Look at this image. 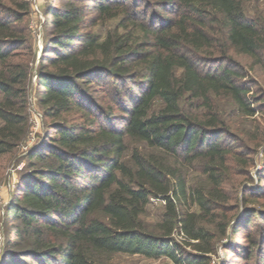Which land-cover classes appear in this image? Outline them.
I'll list each match as a JSON object with an SVG mask.
<instances>
[{
  "label": "trees",
  "instance_id": "obj_1",
  "mask_svg": "<svg viewBox=\"0 0 264 264\" xmlns=\"http://www.w3.org/2000/svg\"><path fill=\"white\" fill-rule=\"evenodd\" d=\"M61 1L45 12L34 70L31 3L0 0V160L28 138L33 78L46 122L6 209L1 264H213L224 238L220 264H264V172L257 184L251 174L264 125L237 129L217 107L264 119L244 73L264 78L253 0ZM127 139L152 152L128 156ZM190 170L205 180L189 186ZM152 200L165 203L153 228L142 220Z\"/></svg>",
  "mask_w": 264,
  "mask_h": 264
},
{
  "label": "rangeland",
  "instance_id": "obj_2",
  "mask_svg": "<svg viewBox=\"0 0 264 264\" xmlns=\"http://www.w3.org/2000/svg\"><path fill=\"white\" fill-rule=\"evenodd\" d=\"M31 3V15L29 17V31L30 37L32 41V45L34 48V59L31 63L32 69L36 70L39 65L40 57L43 54L45 38L46 34V17L45 12L53 6L62 7L64 3L61 0H27ZM39 12V13H38ZM262 13L264 15V0H253L251 3H247L245 5V13L248 18H254L256 13ZM115 21L107 23L104 26H100L96 28V32L99 33L102 37H105L106 32L110 28H114L116 26ZM244 73L247 78L246 81L252 86V93L250 97H252L253 93L255 95L264 96V78L255 76L254 73L250 72L248 69H245ZM35 78L32 79V84L30 86V97L28 104V113L30 115V128L28 137L31 138L33 133V126L35 120L40 122L41 129L39 136V142L43 138L45 133V120L43 118L42 110L38 105V99L35 90ZM253 81L254 83L250 82ZM161 105H157L155 108L156 111L160 109ZM217 107L220 113L225 116H229L233 123L235 124L237 129L240 130H248L252 131L255 124L260 122L264 125L263 117L258 114L254 118L244 117L239 114L236 107L230 100L221 99L217 102ZM28 139V138H27ZM24 142V144L27 142ZM127 143L129 146L128 156L133 149H140L144 152H152L144 143L132 141L127 139ZM36 147V146H35ZM33 149V148H32ZM30 151V150H29ZM29 151H26L22 145L15 151L12 156H7L0 160V195L4 199L5 208L2 217L0 218V264L3 259L5 249L8 243V234L6 231L9 229L10 225H12L9 220L6 219V209L10 205L13 196L17 191V184L19 182L21 174L26 169L27 165V155ZM264 156L262 154V150L258 152L256 155V165L251 170V174L255 179V183H258L257 175L264 172ZM187 179L189 186H195L198 183H201L205 180V178L194 172L193 170L187 171ZM250 187H256L255 184H250ZM197 210L196 207L193 209ZM165 212V203L163 200H152L150 206L147 208L146 213L142 216V220L150 227H155L158 223L162 221L163 214ZM257 220H255V223ZM179 239V237H177ZM182 241L181 239H179ZM230 244L229 238H224L218 247L217 256L213 259V264H220L226 259V253L224 251V247ZM228 259V258H227ZM108 264H174L172 261L168 259H146L140 256H129L124 254L115 255L108 262Z\"/></svg>",
  "mask_w": 264,
  "mask_h": 264
},
{
  "label": "built area",
  "instance_id": "obj_3",
  "mask_svg": "<svg viewBox=\"0 0 264 264\" xmlns=\"http://www.w3.org/2000/svg\"><path fill=\"white\" fill-rule=\"evenodd\" d=\"M39 13V12H38ZM41 129L40 122L38 120H35L34 126H33V133L31 135V138L28 137L27 142L22 145V147L26 150L29 151L35 146H37L39 143V135ZM4 208H5V202L2 196L0 195V218L2 217L4 213Z\"/></svg>",
  "mask_w": 264,
  "mask_h": 264
}]
</instances>
